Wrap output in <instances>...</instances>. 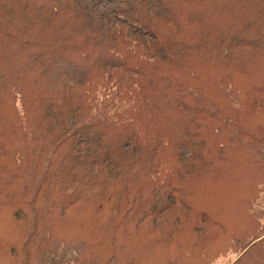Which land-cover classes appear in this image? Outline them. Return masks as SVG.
I'll list each match as a JSON object with an SVG mask.
<instances>
[{
    "label": "trees",
    "instance_id": "1",
    "mask_svg": "<svg viewBox=\"0 0 264 264\" xmlns=\"http://www.w3.org/2000/svg\"><path fill=\"white\" fill-rule=\"evenodd\" d=\"M230 255L264 264V0H0V264Z\"/></svg>",
    "mask_w": 264,
    "mask_h": 264
},
{
    "label": "rangeland",
    "instance_id": "2",
    "mask_svg": "<svg viewBox=\"0 0 264 264\" xmlns=\"http://www.w3.org/2000/svg\"><path fill=\"white\" fill-rule=\"evenodd\" d=\"M69 226H73L72 223L69 224ZM234 259L233 255H230L229 257H226L224 259H220L216 264H228Z\"/></svg>",
    "mask_w": 264,
    "mask_h": 264
},
{
    "label": "bare ground",
    "instance_id": "3",
    "mask_svg": "<svg viewBox=\"0 0 264 264\" xmlns=\"http://www.w3.org/2000/svg\"><path fill=\"white\" fill-rule=\"evenodd\" d=\"M82 249V248H81Z\"/></svg>",
    "mask_w": 264,
    "mask_h": 264
}]
</instances>
